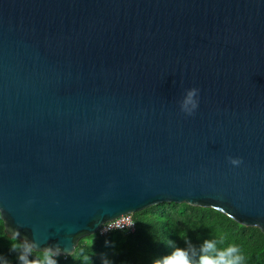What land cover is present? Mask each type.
<instances>
[{
  "label": "water",
  "instance_id": "obj_1",
  "mask_svg": "<svg viewBox=\"0 0 264 264\" xmlns=\"http://www.w3.org/2000/svg\"><path fill=\"white\" fill-rule=\"evenodd\" d=\"M174 204L264 234V0H0L7 238L68 260Z\"/></svg>",
  "mask_w": 264,
  "mask_h": 264
},
{
  "label": "trees",
  "instance_id": "obj_2",
  "mask_svg": "<svg viewBox=\"0 0 264 264\" xmlns=\"http://www.w3.org/2000/svg\"><path fill=\"white\" fill-rule=\"evenodd\" d=\"M134 236L120 234L104 240L97 236L81 241L78 256L57 264H200L203 255L227 253L236 248L242 264H264V234L242 227L222 213L186 205H163L134 216ZM214 250H209L205 242ZM20 242L5 235L0 218V264H20ZM42 255V254H41ZM41 255L31 254L30 259ZM181 256L183 257L181 259Z\"/></svg>",
  "mask_w": 264,
  "mask_h": 264
},
{
  "label": "clouds",
  "instance_id": "obj_3",
  "mask_svg": "<svg viewBox=\"0 0 264 264\" xmlns=\"http://www.w3.org/2000/svg\"><path fill=\"white\" fill-rule=\"evenodd\" d=\"M199 89L193 87L186 91V95L180 103V109L188 116L194 115L196 109L199 107ZM229 162L232 165H240L242 163L241 158L228 157ZM205 246L209 250H214L213 245L206 241ZM21 252L18 257L20 264H57L55 257L59 255L58 246L49 245L43 251L42 255L35 259H30V256L35 248H38V244L35 241H28L25 239L21 245H19ZM55 249V251H53ZM227 253L232 254V258L227 260V264H242L243 257L238 254L236 248H230ZM225 253H217L215 256L203 255L200 258V264H225Z\"/></svg>",
  "mask_w": 264,
  "mask_h": 264
},
{
  "label": "built area",
  "instance_id": "obj_4",
  "mask_svg": "<svg viewBox=\"0 0 264 264\" xmlns=\"http://www.w3.org/2000/svg\"><path fill=\"white\" fill-rule=\"evenodd\" d=\"M137 232V226L133 216L122 217L112 223L104 225L98 232L100 239L107 240L114 235L120 234L123 237L134 236ZM56 261L60 260L55 257ZM66 261V260H65Z\"/></svg>",
  "mask_w": 264,
  "mask_h": 264
},
{
  "label": "snow or ice",
  "instance_id": "obj_5",
  "mask_svg": "<svg viewBox=\"0 0 264 264\" xmlns=\"http://www.w3.org/2000/svg\"><path fill=\"white\" fill-rule=\"evenodd\" d=\"M183 257L181 256V259H182Z\"/></svg>",
  "mask_w": 264,
  "mask_h": 264
}]
</instances>
